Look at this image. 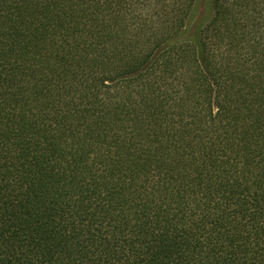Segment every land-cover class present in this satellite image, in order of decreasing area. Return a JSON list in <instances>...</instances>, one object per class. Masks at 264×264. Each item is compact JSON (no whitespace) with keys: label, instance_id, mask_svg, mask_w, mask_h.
Wrapping results in <instances>:
<instances>
[{"label":"trees","instance_id":"1","mask_svg":"<svg viewBox=\"0 0 264 264\" xmlns=\"http://www.w3.org/2000/svg\"><path fill=\"white\" fill-rule=\"evenodd\" d=\"M0 264H264V0H0Z\"/></svg>","mask_w":264,"mask_h":264}]
</instances>
